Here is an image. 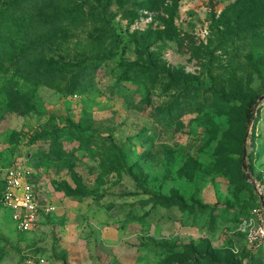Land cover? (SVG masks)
I'll use <instances>...</instances> for the list:
<instances>
[{"label":"rangeland","instance_id":"rangeland-1","mask_svg":"<svg viewBox=\"0 0 264 264\" xmlns=\"http://www.w3.org/2000/svg\"><path fill=\"white\" fill-rule=\"evenodd\" d=\"M262 96L264 0H0V264H264Z\"/></svg>","mask_w":264,"mask_h":264},{"label":"built area","instance_id":"built-area-1","mask_svg":"<svg viewBox=\"0 0 264 264\" xmlns=\"http://www.w3.org/2000/svg\"><path fill=\"white\" fill-rule=\"evenodd\" d=\"M0 200L3 209L9 213L14 228L20 232L35 230L42 213L50 214L57 208L52 203L40 204L36 191L27 182L26 174L21 168L8 169Z\"/></svg>","mask_w":264,"mask_h":264},{"label":"trees","instance_id":"trees-1","mask_svg":"<svg viewBox=\"0 0 264 264\" xmlns=\"http://www.w3.org/2000/svg\"><path fill=\"white\" fill-rule=\"evenodd\" d=\"M254 102H255L254 100L251 102L250 107L247 110V120H248V122H250L251 119L254 117V114L252 112L253 111L252 106H253ZM0 198H1V196H0Z\"/></svg>","mask_w":264,"mask_h":264},{"label":"water","instance_id":"water-1","mask_svg":"<svg viewBox=\"0 0 264 264\" xmlns=\"http://www.w3.org/2000/svg\"><path fill=\"white\" fill-rule=\"evenodd\" d=\"M263 98H264L263 96L260 97L259 101L262 100ZM261 200H262V204H263V208H264V197L263 196H261Z\"/></svg>","mask_w":264,"mask_h":264}]
</instances>
